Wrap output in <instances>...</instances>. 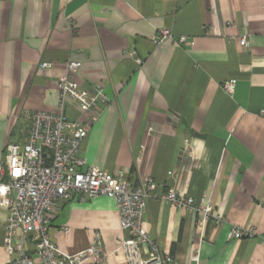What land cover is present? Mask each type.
Instances as JSON below:
<instances>
[{
  "label": "crops",
  "instance_id": "0c3cea01",
  "mask_svg": "<svg viewBox=\"0 0 264 264\" xmlns=\"http://www.w3.org/2000/svg\"><path fill=\"white\" fill-rule=\"evenodd\" d=\"M163 29L174 40L156 45ZM70 61L82 63L76 82L102 84L109 100L81 157L136 183L150 178L159 193L185 192L223 218L201 234L197 212L151 198L150 240L179 264H264V0H0V160L26 134V112L57 109ZM67 115L81 119L74 106ZM185 141L194 162L181 153ZM7 217L0 208V264L17 257L5 247ZM234 227L256 235L229 239ZM48 234L68 254L100 234L107 264H126L116 250L127 234L109 197L64 202ZM27 250L37 264L32 238Z\"/></svg>",
  "mask_w": 264,
  "mask_h": 264
},
{
  "label": "built area",
  "instance_id": "2783aa9c",
  "mask_svg": "<svg viewBox=\"0 0 264 264\" xmlns=\"http://www.w3.org/2000/svg\"><path fill=\"white\" fill-rule=\"evenodd\" d=\"M168 40H174V36L170 30L163 29L155 44L161 45ZM176 44L185 45L187 40L180 37ZM239 45L243 49L249 48V36H242ZM52 66L43 63L41 68ZM81 67L79 61L67 64L66 75L57 82V109L26 112L23 116V122L28 125L26 134L10 142L6 156L0 160V208L8 213L5 247L10 254H17L9 264H36L28 256L30 238L35 242L37 264H107L109 254L100 234L90 247L75 254L63 252L48 234L51 222L64 202L98 197H109L117 205L121 228L127 237L116 251L124 254L126 264H179L150 240L144 227L149 200L156 198L174 204L179 210L197 212V229L201 234L210 222L223 224V218L211 204H197L185 192L169 188L165 193H159L164 186L150 178L136 183L123 169L109 173L89 165L81 157L83 142L109 107L102 84L87 88L76 82L74 75ZM235 85V80H229L223 84V89L232 93ZM70 106L78 110L80 120L67 115ZM181 153L186 160L196 161L188 141ZM169 175L175 173L169 172ZM64 232L68 233V228ZM255 235L253 228L234 227L228 237L241 240L252 239ZM199 257V248L194 247L192 261L198 262Z\"/></svg>",
  "mask_w": 264,
  "mask_h": 264
}]
</instances>
